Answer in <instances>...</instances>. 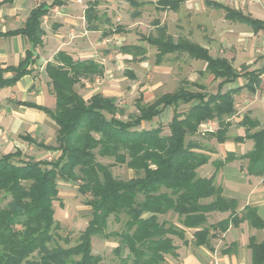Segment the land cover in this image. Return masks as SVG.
<instances>
[{"label": "trees", "instance_id": "trees-1", "mask_svg": "<svg viewBox=\"0 0 264 264\" xmlns=\"http://www.w3.org/2000/svg\"><path fill=\"white\" fill-rule=\"evenodd\" d=\"M68 1L42 2L29 12L22 27L0 31V36L23 35L31 46L18 65L0 66V88L12 87L25 75L34 73L37 49L43 45L46 34L43 18L53 7L64 6ZM129 1L135 6L146 4ZM184 1L158 0L156 4L160 10L177 11ZM100 3L89 1L85 11L91 31L104 30L97 9ZM207 4L224 10L227 20L245 24L254 33H264V20L219 2ZM123 31L117 25L102 35ZM140 39L156 48L158 64L168 54L185 53L205 61L206 69L201 75L220 80L218 90L213 93L205 84L183 79L175 91L163 93L151 103L140 94L135 100L136 113L123 120L119 116L124 111L115 98L95 93L85 99L77 90L84 80L102 77L104 65L94 58L76 59L65 50L58 51L45 66L49 91L55 98L54 108L29 101L18 104L43 111L57 126L55 145L39 142L30 134L21 138L38 148L59 152V156L49 160L37 159L20 149L0 152V195L10 198L0 208V264H101V256L93 253V238L97 236L118 243L113 251L119 264H168V256L179 257L178 241L189 242V229L196 246L211 250L212 241L230 227L248 222L255 229H264V219L255 207L248 205L239 210L238 201L224 196L223 188L215 184V174L200 176L199 169L209 162L210 156L194 139L200 125L210 120L218 122V129L205 135L219 143L229 138L228 119L237 111L235 96L244 90L255 94L260 89L264 63L254 69L242 64L238 70L232 60L213 57L198 43L183 37L175 40L166 26H159L157 35L142 34ZM119 50L132 55L133 61L147 59L146 48L141 45H124ZM126 73L135 77L132 72ZM239 79L244 80L242 85L223 91L226 84ZM168 108L173 113L166 124L143 127ZM239 125L245 128V135L234 140H252L253 148L240 156L229 152L223 160L213 162L215 168L242 159L247 161L244 169L249 175L264 178V126L247 114ZM118 165H125L135 175L129 179L115 176L112 169ZM60 181L77 184L78 192L86 197L85 204L92 210L77 243L67 247L61 242L69 244V239L58 233L55 218L54 202L59 199ZM213 212L229 215L210 223L208 216ZM111 216L122 223L121 229L108 231ZM248 247L251 264H264V241L252 236Z\"/></svg>", "mask_w": 264, "mask_h": 264}, {"label": "crops", "instance_id": "crops-1", "mask_svg": "<svg viewBox=\"0 0 264 264\" xmlns=\"http://www.w3.org/2000/svg\"><path fill=\"white\" fill-rule=\"evenodd\" d=\"M38 1L39 0H34V2H30V0H13L11 2L2 3V0H0V31L6 32L22 27L27 16L29 15V12L33 8L38 6V4L46 2L42 0H40V2ZM157 1L158 0H151L150 3H153L155 5V8L161 11L162 13H171L175 15L177 21L175 24V28L177 27V29H180L179 33L174 34L170 31L169 25L167 26L164 20H156L154 22V27L157 29V33L159 26H166L168 34L173 36L175 40L180 37L187 38L207 48L213 57H226L232 60L233 64L236 61L237 55L232 54L231 56H228L216 54V45L218 42H220V40L228 39L229 36H235L238 38V34L245 33V30H233V28H231L232 24H236L238 22L227 20L225 18L224 10H218L209 6L207 4V1H215L222 3L228 7L241 10L245 14H249L254 18L264 20V0H185L180 5L177 11L169 9L160 10L157 7ZM232 1L236 2L235 6L231 4ZM239 1H244L246 5L241 7L238 6L237 4L239 3ZM26 3L27 5H31V8L24 12V7L26 6ZM146 4L143 6L147 7ZM87 7L88 4H83V2H78L77 0H69L64 6H55L51 9L54 13H56V20L51 27V34H48L49 31L44 28L46 34L43 37V45L37 49L39 57L34 65V73L31 75H25L16 83V85L10 87L13 88L11 90V96L8 101L10 105H8V107H6L3 111L0 110L1 153L5 154L9 152H14L16 149H20L25 154H27L26 149L28 148V146L35 145L29 144L28 142L24 141L21 136L30 134L31 137L36 139L37 141L44 142L40 141V139H37L36 136H40V133L43 132L47 126L49 127L52 125L53 128L55 127V132H57L56 124L46 113L35 108L19 105L18 101H29L37 103L39 105L48 106L50 108L55 106V103L52 104V95H45L44 91L42 90V87L38 86V82H40L42 74L45 73V66L47 62L53 61L54 56L58 51L65 50L76 59L94 58L92 55H88V53L85 54V52L88 51L87 40L85 37H88L89 34L94 32L87 28V23L85 19V11ZM202 9L209 10L211 12L209 14H212V11H218L223 14V22L226 25L224 33L222 32V29L218 30L216 22L213 21L214 19H211L207 23L209 33L208 31H205V29H207L206 27L200 28V24H195L196 26L191 24L192 19L190 18L198 17L202 13ZM19 14L20 16H22V21L20 25H17V19L19 17ZM135 14L137 17H140L142 13L141 11H136ZM15 15L16 17H14ZM137 20L139 21L140 18H138ZM44 22H46V20ZM184 23L188 25V28H185ZM81 26L83 27V30H79V27ZM103 31L99 32L102 33ZM157 33L148 35H157ZM260 33L263 32L254 33L252 29L250 30V36L248 40H250L249 46L251 51L253 52L251 55H256L254 54V52L258 51V56H264V52L261 51L262 49H264V38L261 39L258 43H256L255 40L256 36L262 35ZM66 35L70 36L71 39H68ZM102 36L106 38L104 35ZM142 43L146 42L141 41L140 39L139 43L130 45H141L146 48L147 51V47L144 46ZM71 44L73 46H70ZM30 47L31 46L28 42V39L23 35L0 36V66L5 67L11 65H18L19 62L25 57L26 50ZM259 47L263 48L261 49ZM120 53L126 56L127 59H129L131 62L144 63L148 60V51L146 53L147 59L142 62L133 61L132 55L123 54L122 52ZM169 55H174L175 58H178L183 55L189 57L188 54L185 53L168 54L165 56L164 60L160 64H158L156 63L155 56V64L161 65L165 60L168 59ZM192 60L195 61V63L197 64L202 63V67L198 69L197 72L200 77H205L202 76L201 73L205 71L207 63L202 60ZM126 72H132L135 77L131 78L130 75ZM10 75L12 74H8V76ZM124 76L125 78L134 81L137 79L136 73L132 70V68H125ZM190 81L194 82L193 80ZM84 82L86 86H88L89 81L84 80ZM235 83H237V81L234 83L226 84L223 88V91H227L240 86ZM263 83L264 79L262 78V87ZM101 94L106 97H113L117 100L115 95L106 92H102ZM140 94H143V91ZM169 109L170 108L166 109L160 116L167 113ZM262 113H264V100H254L251 102L250 105H248L247 110H245L243 114H239L236 111V113L228 119L231 122V126L228 133L229 138L225 142L219 143L216 139H212L208 135H205L206 132L215 131L218 129V122L215 120L211 121L212 125L211 127L208 125L210 129L206 131H204L203 129L206 122L202 123L200 125L199 132L196 134L194 139L198 140L201 143L204 148V152L210 156L209 162L199 169L200 176L211 177L213 174H215V184L223 188L224 196L228 198H234L238 201L239 210L243 209L245 206L248 205L255 207L260 217L264 219V178L260 176L249 175L244 169L247 165L246 160L236 159L230 163L225 164L218 170H216L215 165L213 163L216 160H223L229 152H234L236 155L240 156L247 153L253 148L254 143L252 140H246L245 142H236L234 138L236 136L245 135V128L240 126L239 123L246 114L251 116L253 120L258 121L261 126H264V115L262 116ZM7 129L9 130L8 134L6 133ZM7 137H9V139H7L8 141L5 140V138ZM44 143L46 145H55L56 136L55 143ZM228 215L229 212H213L209 214L208 220L210 223H217L218 221L228 217ZM191 231L192 230L190 229L187 230L189 242L186 244H179V257L177 258L178 261H176V264H251V250L248 247L250 237L255 236L258 241H264V229H255L251 227L248 222L242 223L239 227H230L227 232L221 233L218 238L212 241V250L204 246H196L192 241ZM259 233H261V237H258ZM219 242L222 244L221 249H219ZM224 250L227 251L224 252Z\"/></svg>", "mask_w": 264, "mask_h": 264}, {"label": "rangeland", "instance_id": "rangeland-1", "mask_svg": "<svg viewBox=\"0 0 264 264\" xmlns=\"http://www.w3.org/2000/svg\"><path fill=\"white\" fill-rule=\"evenodd\" d=\"M51 2V0H42ZM92 0H82L83 4H88ZM137 2H146L147 7L135 6L130 3L129 0H100L98 11L102 15L103 24L102 28L104 31L115 29L117 25L122 26L125 30L121 33H112L106 38L102 36L99 31H94L85 37L87 40V52L88 55H92L95 59L104 64L105 74L102 77L96 78L93 81H89L88 86L85 82L77 85L78 92L85 98L88 99L91 95L99 92H106L115 95L117 103L124 111L119 118L128 120L131 114L136 113L135 100L139 97L143 91L144 101L147 103L153 102L159 95L167 92H173L179 87V82L182 79H189L198 81L207 86L210 92L215 93L218 90L219 80H214L212 76L206 75L200 77L198 69L202 67V63H195L191 58L186 55L175 58L174 55H169L168 59L165 60L161 65L155 64V47L149 46L147 43H142L147 47L148 60L144 63L131 62L126 56L122 55L119 48L124 45L136 44L140 42L141 34H155L157 29L154 27L156 20H161L169 25L170 31L174 34L179 33L180 29L175 28L176 18L175 15L168 13H162L155 8V5L151 0H134ZM225 1V0H222ZM34 2V0H30ZM40 2V0L38 1ZM154 2V1H153ZM234 3V4H233ZM232 5H236V2L232 1ZM238 6H245L244 1H239ZM31 5L24 7V12L29 10ZM141 11V16L137 17L135 12ZM202 9V13L198 17L190 18L191 24H200L201 27H206L205 31L209 33L207 23L214 19L218 26V30L222 29L225 32V24L223 22V14L221 12H213ZM56 13L52 10L48 14V19L44 22L43 26L51 34V27L56 20ZM16 17V15L14 16ZM140 18L138 21L137 19ZM17 19V18H16ZM17 25H20L22 16L17 19ZM139 22V23H137ZM184 22V21H183ZM185 28H188L184 23ZM196 26V25H195ZM233 30L243 29L245 33H239V37L229 36L228 39L220 40L219 45L217 43L216 54L237 55L236 61L234 62L235 68L238 70L242 64H247L251 69L260 67L264 63L263 55L258 56V51L254 54L250 49V28L246 25L239 23L232 24ZM83 30V27H79V30ZM256 36L255 40L258 43L264 38V34ZM68 39L70 36L66 35ZM82 44V42H81ZM70 46H73L72 44ZM82 46V45H81ZM264 47V45H263ZM262 47V48H263ZM261 48V47H259ZM261 48V49H262ZM257 49V48H256ZM264 52V49L261 50ZM239 54V55H238ZM125 68H132L136 73L137 79L130 80L125 78ZM264 79V76H263ZM243 79L237 80V85H242ZM38 86L42 87L45 95H52L49 91L48 78L45 73L42 74ZM141 88V89H140ZM13 88H0V110L3 111L8 105H10L9 98L11 96V90ZM52 104L55 103V98L52 95ZM237 113L243 114L247 110L248 105L254 100H264V83L263 87L258 90L256 94H252L247 90L242 91L235 97ZM54 108V107H52ZM186 108V107H182ZM36 111V110H35ZM173 109L170 108L167 113L162 116L155 118L152 122L144 123L143 127L151 128L158 124H166L172 117ZM264 113H262V116ZM166 127V126H165ZM55 128V127H54ZM53 126H47L46 129L40 133V136H36L40 141L46 143H55L56 132ZM165 133H168V129L164 128ZM9 133V130H6ZM9 137L5 138V140ZM8 141V140H7ZM26 153L37 159H55L59 156V152L45 151L35 146H28ZM104 163H108L109 159H101ZM113 174L123 179H129L135 175L133 170L128 169L125 165H118L112 169ZM10 201V198H2L0 195V208L5 207ZM86 197L78 192L77 184L73 182H59V199L54 202L55 218L59 223L58 233L63 237L69 239V244L61 242L64 246H73L77 243V239L82 230L85 229L89 220L92 217V210L85 204ZM175 220V218H174ZM108 231H116L121 229L122 223L117 222L114 216H111L108 224ZM258 237H261L259 233ZM181 244L180 241H178ZM118 243L114 239H105L101 236L93 238V253L101 256V264H119V261L114 254V248ZM222 248V244L219 242V249ZM178 259L168 256V264H176Z\"/></svg>", "mask_w": 264, "mask_h": 264}, {"label": "built area", "instance_id": "built-area-1", "mask_svg": "<svg viewBox=\"0 0 264 264\" xmlns=\"http://www.w3.org/2000/svg\"><path fill=\"white\" fill-rule=\"evenodd\" d=\"M77 1H78V2H82V0H77ZM47 19H48V15H46V16L44 17V21L47 20ZM211 121H212V120L206 122L205 126L203 127L204 131L210 129V127H211V125H212V122H211ZM206 125H207V126H206ZM208 125H209L210 127H209Z\"/></svg>", "mask_w": 264, "mask_h": 264}]
</instances>
